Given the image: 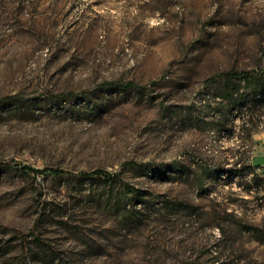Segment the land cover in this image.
Instances as JSON below:
<instances>
[{
    "label": "rangeland",
    "instance_id": "rangeland-1",
    "mask_svg": "<svg viewBox=\"0 0 264 264\" xmlns=\"http://www.w3.org/2000/svg\"><path fill=\"white\" fill-rule=\"evenodd\" d=\"M259 67L264 0H0V264H264Z\"/></svg>",
    "mask_w": 264,
    "mask_h": 264
},
{
    "label": "trees",
    "instance_id": "trees-1",
    "mask_svg": "<svg viewBox=\"0 0 264 264\" xmlns=\"http://www.w3.org/2000/svg\"><path fill=\"white\" fill-rule=\"evenodd\" d=\"M223 80L224 85L221 89V93L218 95L222 98L227 100L229 102L231 107H247L250 102H252V105H260L264 104V68H253V69H247V70H228L223 71L221 73H218L216 75H213L209 77L206 82L211 83L213 80ZM237 81H234V80ZM101 86L105 87H135L139 89H143L146 86L137 84L134 82H128V83H122L119 81H104ZM88 94L87 91H83L80 93L75 92H67V93H59L55 94L54 98L57 100H64L66 98H75V97H82L86 96ZM13 98V96H5L0 97V102H6L9 99ZM128 163H134L132 161ZM247 167L253 168V165H247ZM29 168V167H24ZM55 171H58V169H54ZM96 172H103L101 169H98ZM110 176L113 177L114 180L118 179L119 174L114 173L110 174ZM39 220V218H38ZM34 229H32V232ZM34 233H30L29 235L25 236L22 239V245L24 248L25 255L30 256L31 254V248H30V242L32 240V235Z\"/></svg>",
    "mask_w": 264,
    "mask_h": 264
},
{
    "label": "water",
    "instance_id": "water-1",
    "mask_svg": "<svg viewBox=\"0 0 264 264\" xmlns=\"http://www.w3.org/2000/svg\"><path fill=\"white\" fill-rule=\"evenodd\" d=\"M254 165H262L264 164V154L256 155L253 157Z\"/></svg>",
    "mask_w": 264,
    "mask_h": 264
}]
</instances>
